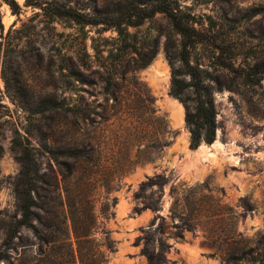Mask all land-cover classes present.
<instances>
[{"label": "rangeland", "instance_id": "374dc122", "mask_svg": "<svg viewBox=\"0 0 264 264\" xmlns=\"http://www.w3.org/2000/svg\"><path fill=\"white\" fill-rule=\"evenodd\" d=\"M17 1L20 14L0 0V264H72L68 248L43 253L25 227L14 247L5 243V223L21 217L17 142L36 148L41 174L62 190L59 162L73 164L72 152L85 149L76 181L93 200L102 264L257 257L264 249V0L186 2L194 14L212 16L210 42L193 52V63L210 73L219 128L212 144L196 149L186 108L171 93L167 45L179 48L181 38L167 17L130 28L133 49L114 30L48 23L39 8ZM158 176L165 185L144 186ZM158 197L159 211L143 209Z\"/></svg>", "mask_w": 264, "mask_h": 264}, {"label": "trees", "instance_id": "16d2710c", "mask_svg": "<svg viewBox=\"0 0 264 264\" xmlns=\"http://www.w3.org/2000/svg\"><path fill=\"white\" fill-rule=\"evenodd\" d=\"M14 14H20L22 8L17 0H3ZM188 0H26L27 6L39 8L48 23L66 21L82 28L86 26H102L104 30H114L126 48H134L131 41L135 34L130 28H139L157 14L169 20L172 29L181 38L180 47L174 42L167 45V57L172 69V95L179 99L186 108V121L191 132V146L198 148L202 142L212 144L216 140L219 128L218 110L213 88L208 83L210 73L193 63V52L210 42L205 30L206 22L212 21L211 15H196ZM221 3L222 0H216ZM0 28L2 16L0 13ZM15 149L23 166L21 179L15 188L21 217L12 216L5 223V243L9 248L16 245V239L22 227L32 230L43 252L45 247L51 248L58 255V249L68 248L66 255L72 264H84L90 260L94 264H102L103 253L96 244L95 229L97 219L93 200L86 196L76 181L78 165L83 160V151L72 152L73 164L68 161L59 162L63 173V190L60 184H51L46 174H41L36 148L24 146L17 142ZM166 184L163 177L149 179L145 187ZM161 197L146 204L143 209L160 210ZM76 239L77 251L71 241ZM182 235V234H180ZM85 245L90 246L84 254ZM236 248L235 251H242ZM44 253V252H43ZM47 254V251L45 252ZM151 259L154 253L145 249ZM225 254L227 264L229 257ZM1 254L0 257H6ZM247 264H264V249L257 257L247 260Z\"/></svg>", "mask_w": 264, "mask_h": 264}, {"label": "water", "instance_id": "95a60500", "mask_svg": "<svg viewBox=\"0 0 264 264\" xmlns=\"http://www.w3.org/2000/svg\"><path fill=\"white\" fill-rule=\"evenodd\" d=\"M217 137V136H216Z\"/></svg>", "mask_w": 264, "mask_h": 264}]
</instances>
